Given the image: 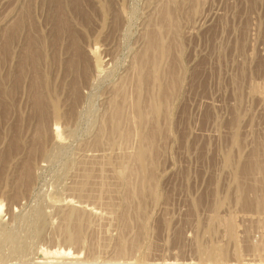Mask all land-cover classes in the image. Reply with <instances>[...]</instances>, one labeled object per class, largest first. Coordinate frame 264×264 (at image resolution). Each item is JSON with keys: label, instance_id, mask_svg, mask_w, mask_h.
<instances>
[{"label": "rangeland", "instance_id": "obj_1", "mask_svg": "<svg viewBox=\"0 0 264 264\" xmlns=\"http://www.w3.org/2000/svg\"><path fill=\"white\" fill-rule=\"evenodd\" d=\"M263 165L264 0H0V264H264Z\"/></svg>", "mask_w": 264, "mask_h": 264}, {"label": "bare ground", "instance_id": "obj_2", "mask_svg": "<svg viewBox=\"0 0 264 264\" xmlns=\"http://www.w3.org/2000/svg\"><path fill=\"white\" fill-rule=\"evenodd\" d=\"M165 14H168V13L165 12ZM165 16H166V15H165ZM166 17H167V20L170 21V22H171L172 19H173V17L170 15V13H169V15H167ZM170 17H172V19H171ZM162 18H163V17H162ZM164 18H165V17H164ZM164 18H163V19H164ZM168 18H169V19H168ZM163 19H162V20H163ZM170 19H171V20H170ZM167 20H166V18H165L164 21H162V23H164V22H168ZM162 23H161V24H162ZM169 24H170V23H169ZM172 24H173V23H172ZM172 24H170L169 26L171 27ZM164 25H165V24H164ZM166 25H167V24H166ZM162 26H163V24H162ZM164 27L166 28V26H163V28H164ZM167 27H168V26H167ZM161 29H162V27H161L160 29H157L158 31H156V32L159 33V35L161 34ZM168 29H169V28H168ZM155 30H156V28H155ZM169 31L171 32L172 29L169 30ZM153 35H155V34H153ZM159 35L157 34V36H159ZM151 36H152V35L150 34V37H151ZM162 36H163V35H162ZM164 36H165V35H164ZM154 37H155V36H154ZM159 37H161V36H159ZM152 38H153V37H152ZM161 38H163V37H161ZM161 38H156V37H155V42L157 41L156 39H159V41H160ZM149 39H150V38H149ZM150 41H152V39H151ZM159 41H158V42H159ZM152 42H154V40H153ZM155 42H154V46H153V47L156 46ZM161 42H162V40H161L159 43H161ZM150 43H151V42H150ZM150 43L148 44V47H147V49H146L148 52H149V50H151L150 47H152V46H150V45L153 44V43H151V44H150ZM159 43H158V44H159ZM161 44H162V43H161ZM159 45H160V44H159ZM164 45H165V44H164ZM153 47H152V50H153ZM160 47H161V46H158V48H157V47H155V48L159 49ZM165 47H166V46H165ZM165 47H164V48H165ZM155 48H154V49H155ZM161 48H162V47H161ZM161 48H160V49H161ZM157 49H156V50H157ZM156 50H155V52H156ZM165 50H167V48H166ZM165 50H164V51H165ZM145 52H146V51H145ZM153 52H154V51H153ZM158 52H161V51L158 50ZM166 52H167V51H166ZM161 53H162V52H161ZM164 53H165V52H164ZM148 54H149V53H148ZM148 54H146V57H147ZM157 54H160V53H157ZM157 54H156V55H157ZM144 55H145V54H144ZM151 55H152V51H151ZM165 55H166V53H165ZM157 56H158V55H157ZM161 56H162V55H161ZM149 57H150V56H149ZM149 57H148V58H149ZM159 57H160V56H158L157 58H159ZM142 58H143V57H142ZM142 58H141V59H142ZM148 58H145V59H147V61L144 59L145 61H142V62H141V65H139L138 67H136L137 69L135 68V71L137 72V75L134 74V73H136L135 71H134L133 74L137 76V77H135L136 80H134V81L137 82V83H136V87H137L136 91H137V90L139 91V90H140V87H141L142 85H144L145 82H144V83H141V82H143L144 78H145L146 81H147V80L149 81V79L151 78L150 82L152 81V82H151L152 84L150 83L151 86H150V85H149V86H150V89L152 88V89H151V90H152V94L150 95V96H152V97H149V98H148L149 101H150V99H151V101L148 102V103H149V104H148V107H149V108L146 109L145 112H144V111H140L139 106H138L139 102L136 101V100H134L135 104L133 105V107L135 106L134 110L136 109V110L134 111V114H135V117H134V118H136V120H135L134 118H131V116L133 115V112H132L133 109H130L131 112H129V115H131V116H129V115H125V113H123V111H122L123 109L120 108V107H121L120 104H119L120 107H118V106H117L118 103H117V105H114V104H116V103H112V104L114 105V108L112 109L113 111L110 112V113H111V114H110L111 117L109 116V117H110V118H109V120H110L109 124H110V127H111V134H112L113 136H114V135H115V136L118 135V136L116 137L118 141H119V139L122 140V138H123V140H124V145H125L126 140L128 141L129 138H132V134L134 133V131H132V130L134 129L133 127H137V126H138V127L140 128V127H142L144 124L146 125V124H147V121L151 120V119H148V117H149L150 115H154V114H152V113L154 112V108L156 107V108L158 109V107H157V105H158V101H157V100H158V99L155 100L156 97H155V93H154V91H155V88H156V87L158 88V85L156 84V82L158 83V81H157L158 79H157V77H156V76H157L156 72L158 73V69L156 70V67H155V66H157V64H159V61L156 62V60H158V59H157L155 56H154V59L151 60V62H149L150 60H148ZM155 58H156V60H155ZM160 58H161V57H160ZM150 59H151V58H150ZM159 60H160V59H159ZM161 60H162V58H161ZM137 62H138V61H137ZM139 62H140V61H139ZM144 63H146V64L148 63L149 66H150V71H149V73L147 72L148 70L146 71V73H148V74L151 73V74H150V75H147V77H145V76L143 75V74H144V70H143V69H145V68L147 67L146 64H145V66H144ZM160 63H161V62H160ZM155 64H156V65H155ZM159 66H160V65H159ZM160 67H161V66H160ZM147 68H148V67H147ZM157 68H158V66H157ZM145 70H146V69H145ZM132 71H133V70H132ZM155 71H156V72H155ZM160 71H161V70H160ZM162 73H163V72H162ZM131 74H132V73H131ZM142 75H143V76H142ZM145 75H146V74H145ZM161 75H162V74H161ZM164 75H165V73H164ZM164 75H163V78H164ZM169 75H170V74H169ZM131 76H132V75H131ZM171 76H172V75H171ZM142 77H144V78H142ZM160 77H161V76H160ZM169 77H170V76H169ZM174 77H175V76H174ZM130 78H132V77H130ZM163 78H162V79H163ZM172 78H173V77H172ZM172 78H169V79L172 80ZM132 79H133V78H132ZM164 79H165V78H164ZM169 79H168V80H169ZM160 80H161V79H160ZM165 80H166V79H165ZM165 80H164V81H165ZM131 81H132V80H131ZM172 81H173V80H172ZM125 82H126V81H125ZM128 82L130 83V81H128ZM160 82H162V81H160ZM146 83H147V82H146ZM162 83H163V82H162ZM162 83H161V84H162ZM168 83H169V82H168ZM170 83H171V82H170ZM123 84H124V83H123ZM123 84H122V85H123ZM163 84H164V83H163ZM163 84H162V85H163ZM147 85H148V83H147ZM147 85H144V86H147ZM164 85H165V84H164ZM127 86H129V85L127 84ZM170 86H171V85H170ZM122 87H123V86H122ZM122 87H121V88H122ZM134 87H135V85H134ZM142 88H144V87H142ZM157 88H156V90L159 89V88H158V89H157ZM162 88H164V87L162 86ZM166 88H167V87H166ZM171 88H173V85H172ZM127 89H128V88H127ZM167 89H168V88H167ZM121 90H122V89H121ZM123 90H124V89H123ZM159 90H160V89H159ZM165 90H166V89H165ZM173 90H174V89H173ZM134 91H135V90H134ZM138 91H137V92H138ZM128 92H130V91H128ZM128 92H127V93H128ZM132 92H133V91H132ZM132 92H131V93H132ZM137 92H136V93H137ZM170 92H171V91H170ZM122 93H123V92H122ZM139 93H140V91H139ZM150 93H151V92H150ZM157 93L159 94L158 91H157ZM161 93H162V92H161ZM125 94H126V93H125ZM134 94H135V92H134ZM127 95H129V94H127ZM131 96H132V95H131ZM131 96H130V98H131ZM136 96H137V95H136ZM138 96H139V95H138ZM122 97H123V96H122ZM164 97L166 98V95H165ZM164 97H163V98L161 97V98L163 99V103H165V99H164ZM167 97H168V95H167ZM134 98H135V97H134ZM161 98H160V99H161ZM122 99H124V98H122ZM167 99H168V98H166V100H167ZM124 100H125V102H122V101H124ZM124 100H121L120 102L124 103V105H125V104H126V95H125V99H124ZM127 100H128V98H127ZM137 100H139V97H138ZM156 101H157V105H156ZM111 102H113V101H111ZM129 102H130V101H129ZM168 102H169V101H168ZM127 103H128V101H127ZM163 103H162V104H163ZM132 104H133V103H132ZM140 104H141V103H140ZM167 104H168V103H167ZM124 105H123V106H124ZM163 105H164V104H163ZM163 105H161V106H163ZM165 105H166V104H165ZM115 106H116V107H115ZM130 106H131V104H129V107H130ZM142 106H143V105H142ZM158 106H159V105H158ZM167 106H168V105H167ZM110 107H111V105H110ZM117 107H118V108H117ZM124 107H125V106H124ZM126 107H128V106L126 105ZM163 107H164V106H163ZM165 107H166V106H165ZM122 108H123V107H122ZM131 108H132V107H131ZM141 108H142V107H141ZM110 109H111V108H110ZM144 109H145V107H144ZM163 109L165 110V108H163ZM141 110H142V109H141ZM157 111L159 112V109H158ZM167 111H168V110H167ZM124 112H125V111H124ZM143 112H144V113H143ZM126 113H127V112H126ZM131 113H132V114H131ZM155 113H156V112H155ZM155 115H156V114H155ZM127 116H128L129 118H128ZM156 116H157V115H156ZM106 117H107V116H106ZM132 117H133V116H132ZM150 117H151V116H150ZM152 117H153V116H152ZM130 118H131L132 120L134 119L135 123H134L133 121L129 120ZM155 118H156V117H155ZM142 119H143V120H142ZM106 120H107V119H106ZM125 120H126V121L129 120L131 123L133 122V123H132V130H130V128H131V127H130V126H131V125H130V122L127 121L129 124H128V123L125 124ZM123 121H124V125H127V127L130 125V126L126 129V132H127V133H125V132L122 130V127H121V124H123ZM139 121H140V122L143 121L141 126L139 125V124H140ZM144 121H146V122H144ZM103 122H104V121H103ZM136 123H137V124H136ZM143 123H144V124H143ZM148 123H149V122H148ZM104 124H107V122L104 123ZM124 125H123V126H124ZM120 127H121V128H120ZM124 127H125V126H124ZM138 127H137V128H138ZM143 127L145 128V126H143ZM106 128H107V127H106ZM147 128H148V127H147ZM147 128H146V129H147ZM135 129H136V128H135ZM141 129L144 130L143 128H141ZM108 130H109V129H108ZM128 130H130V133H129ZM153 130H154V129H153ZM109 131H110V130H109ZM131 131L133 132L132 134H131ZM135 131H136L135 133H137L139 130H138V131L135 130ZM154 131H155V130H154ZM154 131L152 132V133H154V134L151 133V134L153 135L152 138L155 137V135L157 134V133L155 134ZM142 132H143V131H142ZM103 133H104V135H105L104 129H103V132H102L101 134H103ZM115 133H117V135H116ZM123 133H124L125 135H123ZM148 133H149V132H145L144 135H141V137L139 136V138H141V147L138 148V149H139L138 152L143 151L144 154L146 153V154L148 155L147 157L151 156V155H149L150 153L148 154V151L151 152V151H150V148H153L152 146L150 147V144H149L148 146H146V149H144V146H145L146 144H148L149 139H150V138H149L150 136H149ZM101 134H100V136H101ZM107 134H108V133H107ZM142 134H143V133H142ZM147 134H148V136H146ZM151 134H150V135H151ZM109 135H110V134H109ZM137 135H138V134H137ZM158 135H159V134H158ZM100 136H99V137H100ZM110 136H111V135H110ZM113 136H112L111 138H113ZM130 136H131V137H130ZM102 137H103V136H102ZM102 137H101V138H102ZM107 137H108V135H107ZM118 137H119V139H118ZM133 137H135V134H133ZM136 137H137V136H136ZM111 138H110V139H111ZM148 138H149V139H148ZM156 138H157V137H156ZM102 139H103V138H102ZM104 139H105V138H104ZM137 139H138V138H137ZM147 139H148V140H147ZM100 140H101V139H100ZM111 140H112V139H111ZM113 140H114V139H113ZM133 140H135V139H133V138H132V140L130 139V140H129V143H131V144L134 145ZM258 140H259V139H258ZM262 140H263V139H262ZM97 141H98V140H97ZM107 141L109 142L108 139H107ZM115 141H116V140H115ZM136 141L138 142L139 139L136 140ZM151 141L153 142V141H155V139H153V140L151 139L150 142H151ZM259 141H261V139H260ZM110 142H111V141H110ZM113 142H114V141H113ZM132 142H133V143H132ZM155 142H156V141H155ZM100 143H101V141H100ZM102 143H103V142H102ZM129 143H127L126 145L129 146ZM260 143H261V142H260ZM98 144H99V143H98ZM116 144H117V145H115V146H118V143H116ZM119 144H120V143H119ZM122 144H123V143H122ZM122 144H120L119 146H121ZM136 144H137V145H136ZM262 144H263V143H262ZM100 145H101V144H100ZM104 145H105V144H104ZM109 145H110V144H109ZM109 145H107V146H109ZM135 145H136V147L139 146L138 143H136V142H135ZM153 145H155V143H153ZM110 146H111V145H110ZM128 146H127V148H128ZM122 147H123V146H122ZM131 147H133V146L131 145ZM131 147L129 146V149H126L127 151L125 150L126 152L129 153V154H128V153H123L125 156H126V154H128L130 157L132 156V154H130V152L128 151V150L131 151V149H132ZM136 147H135V149H137ZM147 147H150V148L148 149V151H147ZM117 148H118V147H117ZM130 148H131V149H130ZM123 149H125V148H123ZM123 149H121V150H123ZM135 149H134V150H135ZM138 149H137V150H138ZM119 150H120V148H119ZM132 150H133V149H132ZM137 150L132 151V153H133V152L135 153L134 155H135V158H136V159L133 158L134 155H133V157H131V158H132V160L135 159L136 163H139V162H138L139 159H142L143 156H142V154L139 156V154H140L141 152L138 154ZM152 151H153V150H152ZM123 154H122V156H123ZM146 154H145V155H146ZM256 154H257V153H256ZM256 154H255V155H256ZM128 155H127L126 157H128ZM126 157H125V158H126ZM130 157H128V158H130ZM144 157H146V156H144ZM144 157H143V158H144ZM151 157H152V156H151ZM151 157H150V158H151ZM257 157H258V156H257ZM131 158H130V159H131ZM120 159H121V158H120ZM130 159H129V160H130ZM137 159H138V160H137ZM258 159H259V158H258ZM115 160H116V159H115ZM122 160H123V159H122ZM124 160H125V159H124ZM126 160H128V159H126ZM144 160H145V159H144ZM146 160H149V159H146ZM255 160H256V159H255ZM259 160H260V159H259ZM104 161H105V160H104ZM117 161L120 162L119 159H118ZM125 162H126V161H125ZM125 162H124V163H125ZM145 162H146V161H145ZM148 162H149V161H148ZM150 162H151V161H150ZM151 163H153V162H151ZM151 163H150V164H151ZM258 163H259V162H258ZM117 164H118V163H117ZM127 164H128V163H127ZM127 164H126V165H127ZM145 164H146V163H145ZM148 164H149V163H148ZM260 164H261V162H260ZM260 164H257V165H260ZM121 165H122V164H121ZM134 165H135V164H134ZM139 165H140V164H138V166L135 165V166L137 167V168L135 167L137 170H135L134 167H132L133 169H131V168L129 167L130 170L128 171V169H126V170H127L126 172H127V173H130L129 175H133L132 173H134L135 171H138V169L141 168ZM151 165H152V164H151ZM104 166H105V164H104ZM109 166H111V165H109ZM123 166H124V165H123ZM128 166H129V165H128ZM132 166H133V165H132ZM146 166H148V165H145V167H146ZM254 166H255V165H254ZM106 167H108V166H106ZM117 167H120V166H117ZM138 167H139V168H138ZM263 167H264V165H263ZM85 168H86V166H85ZM91 168H92V167H91ZM110 168H111V167H110ZM147 168H149V167H147ZM256 168H257V167H256ZM261 168H262V165H261ZM121 169H122V168H121ZM141 169H142V168H141ZM141 169H140V170H141ZM149 169H150V168H149ZM252 169H253V168H252ZM84 170H85V169H84ZM113 170H114V169H113ZM113 170H112V171H113ZM133 170H135V171H133ZM140 170H139V171H140ZM150 170H151V169H150ZM249 170H250V169H249ZM257 170H259V168H258ZM261 170H262V169H261ZM263 170H264V168H263ZM112 171H111V173H112ZM114 171H115V170H114ZM114 171H113V172H114ZM139 171H138V172H139ZM142 171H143V170H142ZM142 171H140V172H142ZM106 172H107V171H106ZM126 172H124V173H126ZM259 172H260V171H259ZM82 173H83V172H82ZM86 173H87V172H86ZM246 173H247V170H246ZM246 173H245V175H246ZM87 174H88V173H87ZM87 174H86V176H87ZM135 174H136V176H137L138 174L140 175L141 173H138V174L135 173ZM147 174H148V173H147ZM255 174H256V171H255ZM103 175H104V174H103ZM109 175H110V174H109ZM122 175H123V174H122ZM129 175H128V176H129ZM139 175H138L137 180L139 179ZM259 175H260V173H259ZM262 175H263V174H262ZM262 175H260V176H262ZM89 176H90V175H89ZM100 176H101V175H100ZM104 176H105V175H104ZM113 176H114V175H113ZM125 176H126V175H125ZM133 176H135V175H133ZM140 176H141V175H140ZM150 176H151V175H150ZM257 176H258V175H257ZM257 176H256V178L258 179L259 176H258V177H257ZM82 177H83V176H82ZM97 177H98V176H97ZM105 177H106V176H105ZM107 177H108V176H107ZM120 177H122V176H120ZM126 177H127V176H126ZM129 177H130V176H129ZM131 177H132V176H131ZM85 178H86V177H85ZM89 178H91V177H89ZM89 178H88V179H89ZM93 178H94V177H93ZM100 178H101V177H100ZM102 178H103V176H102ZM102 178H101V179H102ZM115 178H116V177H115ZM133 178H134V177H133ZM135 178H136V177H135ZM143 178H144V177H143V173H142V177H140V179L143 180ZM129 179H130V178H129ZM140 179H139V180H140ZM150 179H152V178H150ZM257 179H256V180H257ZM261 179H262V178H261ZM85 180H86V179H85ZM107 180H109V179L107 178ZM116 180H117V179H116ZM126 180H128V179H126ZM134 180H135V181H132V182H134V183L137 182L136 179H134ZM258 180L260 181V179H258ZM80 181H81V180H80ZM86 181H88V180H86ZM86 181H85V182H86ZM94 181H95V180H94ZM96 181H97V180H96ZM101 181H102V180H101ZM103 181H104V180H103ZM105 181H106V179H105ZM259 181H258V182H259ZM116 182H118V181H115V184H116ZM126 182H127V181H126ZM130 182H131V181H129V182H127V183H130ZM141 182H142V181L139 182V185H141ZM147 182H149L148 179H147ZM79 183H80V182H79ZM83 183H84V182H83ZM100 183H102V182H100ZM100 183H99V185H101ZM134 183H130V185L132 184V186H133ZM262 183H263V181H262L260 184H262ZM87 184H88V183H87ZM93 184H94V183H93ZM97 184H98V183H97ZM119 184H121V183H119ZM142 184H143V183H142ZM149 184H150V183H149ZM149 184H148V185H149ZM90 185H92V184H90ZM107 185H109V184H107ZM137 185H138V184H137ZM137 185L134 184L135 187H136ZM139 185H138V188H139ZM148 185L146 184L145 187H146V186L148 187ZM151 185H152V184H151ZM83 186H85V185H83ZM93 186H94V185H93ZM104 186H106V184H105ZM104 186L102 187L103 189H104ZM115 186H116V185H115ZM128 186H129V185H128ZM132 186H129V187H132ZM141 186H142V185H141ZM143 186H144V185H143ZM149 186H150V185H149ZM240 186H241V185H240ZM262 186H264V184H263ZM79 187H80V186H79ZM79 187H78V189H79ZM107 187H108V186H107ZM135 187H133V189H134ZM80 188H82V187H80ZM100 188H101V187H100ZM140 188H141V187H140ZM151 188H152V187H151ZM105 189H106V188H105ZM136 189H137V188H136ZM145 189H146V188H145ZM238 189H239V188H238ZM261 189H262V188H261ZM73 190H74V189H73ZM96 190H98V189H96ZM108 190H109V189H108ZM128 190H129V189H128ZM138 190L140 191V189H138ZM143 190H144V189H143ZM146 190H147V189H146ZM148 190H149V188H148ZM262 190H263V189H262ZM102 191H103V190H102ZM114 191H115V189H114ZM129 191H130V190H129ZM150 191H151V190H150ZM254 191H255V190H254ZM82 192H83V191H82ZM134 192H135V191H134ZM145 192H146V191H145ZM147 192H148V191H147ZM152 192H153V191H152ZM152 192H151V194H152ZM239 192H240V191H239ZM261 192H263V191H261ZM84 193H85V191H84ZM92 193H93V191L91 192V194H92ZM109 193L111 194V190H110ZM138 193H139V192H138ZM141 193H142V192H141ZM141 193H140V196H141ZM251 193H252V191H251ZM256 193H257V192H256ZM79 194L82 195L83 193H79ZM79 194H78V195H79ZM113 194H114V193H113ZM130 194H131V193H130ZM135 194H136V193H135ZM261 194H262V193H261ZM261 194H260V195H261ZM107 195H108V194H107ZM253 195H254V194H253ZM258 195H259V194H258ZM109 196H110V195H109ZM133 196H134L135 199H136V198L138 199V198L140 197V196H139V197H135L136 195H133ZM137 196H138V194H137ZM250 196H251V195H250ZM88 197H89V196H88ZM91 197H92V196H91ZM105 197H106V196H105ZM111 197H112V196H111ZM125 197H126V196H125ZM128 197H129V196H128ZM131 197H132V196H131ZM251 197H252V196H251ZM257 197H260V196H257ZM257 197H256V198H257ZM262 197H263V196H262ZM253 198H255V197H253ZM256 198H255V199H256ZM129 199H130V198H129ZM132 199H133V198H132ZM257 199H258V198H257ZM262 199H263V198H262ZM97 200H98V199H97ZM139 200H140V199H139ZM127 201H128V200H127ZM127 201H126V202H127ZM136 201H137V200H136ZM257 201H258V200H256V203H257ZM72 202H73V201H72ZM109 202H110V201H109ZM109 202H108V203H109ZM129 202H130V201H129ZM129 202H128V203H129ZM259 202H260V201H259ZM74 203H75V202H74ZM135 203H136V202H135ZM70 204H71V202H70ZM109 204H110V203H109ZM109 204H108V205H109ZM133 204H134V201H133ZM113 205H114V204H113ZM128 205H129V204H128ZM104 206H105V205H104ZM84 207H85V206H84ZM109 208H110V207H109ZM133 208H134V207H133ZM137 209H138V208H137ZM112 210H113V209H112ZM139 210H141V209L136 210V212H137V211L139 212ZM134 212H135V211H134ZM140 212H141V211H140ZM135 214H136V213H135ZM136 215H137V214H136ZM129 216H130V215H129ZM128 218H129V217H128ZM131 219H132V218H131ZM131 222H132V221H131ZM127 226H128V225H127ZM123 227H124V226H123ZM123 229H124V228H123ZM126 229H127V228H126ZM102 231H103V230H102ZM96 232H97V231H96ZM98 234H99V233H98ZM94 235H95V234H94ZM104 235H105V234H104ZM106 235H107V234H106ZM96 236H99V235H96ZM99 237H100V236H99ZM104 237H105V236H104ZM126 237H127V236H126ZM95 238H96V237H95ZM125 239H126V238H125ZM104 240H106V238H105ZM123 243H124V242H123ZM126 246H127V245H126ZM123 251L125 252L126 250H123ZM124 252H123V253H124ZM126 252H127V251H126ZM126 252H125V253H126ZM60 253H61V252H60ZM123 253H122V254H123ZM57 254H58V255H57L58 257H65V254H59V253H57ZM47 255H50V254H47ZM54 255H55V254H54ZM45 256H46V255H44L43 257H45ZM55 256H56V255H55ZM47 257H48V256H47ZM47 257H46L45 259H47Z\"/></svg>", "mask_w": 264, "mask_h": 264}]
</instances>
